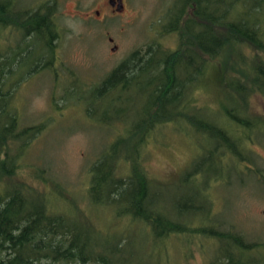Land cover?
Segmentation results:
<instances>
[{"label": "trees", "instance_id": "1", "mask_svg": "<svg viewBox=\"0 0 264 264\" xmlns=\"http://www.w3.org/2000/svg\"><path fill=\"white\" fill-rule=\"evenodd\" d=\"M10 2L21 8V12L16 11V19L9 24L2 18L11 10ZM25 8L16 0L0 3L1 41L6 40L3 31L14 24L12 27H16L21 40L23 33L32 40L33 52L46 50L49 53L50 60L44 63V68H50L53 60L58 62L54 51L58 38L54 7L42 1L36 7ZM165 29V32L179 34L178 48L167 50L156 46L145 53L143 60L137 58L138 63L128 67L134 53L97 85L94 100L99 103L105 99L119 103L134 89L148 101L139 109L131 107L136 119L127 125L126 118H122L121 125L127 126L125 133L114 135L89 166L88 204L114 207V217L147 227L146 240H151L155 249L159 244L167 245L172 238L200 236L217 244L209 264H264L263 246L251 242L244 234L224 231L215 223L209 227H193L187 222L193 219L177 218L167 208H156V200L165 190L169 191V184L161 189L154 187L144 166L145 151L153 134L161 126L168 127L178 120L187 121L216 144L204 150L203 157L182 177L183 183L196 181L203 172L202 167L206 170L209 162L223 160L227 154L242 165L250 160L242 150L252 140L251 128L263 125L259 122L254 125L253 119L247 117L245 105L251 93L264 94V0H176ZM253 51L256 57L248 55ZM5 56L0 54V100L5 101L0 103V119L5 118L0 120V264H88L91 261L149 264L143 258L136 257L135 262L129 257L116 258L129 243L125 236H122L121 249L118 248L121 237L111 244L110 240L116 235L108 231L103 244L95 242L93 234H100L99 228L73 201L66 200L60 192L58 195V187L44 179L42 172L37 173L39 169L31 178L42 182L50 192L45 189L38 192L18 180L22 172L18 158L38 127L18 129L13 107L7 108L10 89L4 90V73L10 72L14 61ZM216 59L220 60L225 73L219 86L234 103L232 108L221 107L222 117L230 121L226 126L219 125L221 128L211 121V116L198 120L197 112L202 107L197 106L195 99L202 83L211 85L210 62ZM22 66L18 62V69ZM86 112L89 117L96 116L93 110L86 109ZM107 112L104 111L105 116ZM111 119L104 117L100 122L107 124L104 121ZM18 144L21 148L16 153L11 152L10 145ZM218 178L220 176L211 180ZM56 197L74 210L68 213L59 209L52 199ZM210 220H214L211 214L205 218L206 222ZM146 248L150 249L149 254L155 250L147 246L142 250L146 252ZM258 251L263 252L260 257L255 254Z\"/></svg>", "mask_w": 264, "mask_h": 264}, {"label": "rangeland", "instance_id": "2", "mask_svg": "<svg viewBox=\"0 0 264 264\" xmlns=\"http://www.w3.org/2000/svg\"><path fill=\"white\" fill-rule=\"evenodd\" d=\"M16 1L25 9L36 7L42 1L54 7L58 25L54 51L59 62L53 60L50 68L32 70L33 65L49 61L50 55L46 50L33 52L35 46L29 40V47L19 43L20 47L30 48L28 53L21 52L22 56L26 55L24 58L18 56V62L23 66L18 69L16 62L10 72L4 73V90L10 89L7 108L13 107L18 129L38 127L18 158L22 166L18 180L30 189L44 190L42 182L31 178L39 169L37 173L42 172L44 179L58 187H55L58 195L62 193L66 200L73 201L99 228L101 233L93 234L95 242L101 244L107 231L116 235L110 240L111 244L121 237L119 249L123 247L122 236L129 239L126 250L117 253L116 258L129 257L134 262L143 258L149 264H209L216 241L187 235L172 238L167 245L159 244L155 249L152 241L146 240L147 227L118 219L113 216L114 207L93 206L86 199L89 166L114 135L125 133L127 126L121 125L122 118H126L127 125L136 119V112L131 107L139 109L148 101L144 94L139 95L134 89L124 101L110 103L105 99L99 103L94 100L97 85L134 53V60L128 67L135 66L137 58L143 60L145 53L156 46L167 50L179 47V34L165 32L176 0H121V11H117L116 0H112L114 6L110 0ZM14 9L15 13L21 10L18 6ZM8 11L1 18L10 24L16 15L10 9ZM12 33L10 29L3 31L6 40H0L2 55L12 51L15 42L17 46L20 41L18 33ZM248 55L256 57L257 53L253 51ZM224 74L220 60L211 61V85L202 83L195 93L197 106L202 107L197 112L198 120L211 116V121L220 128L219 125L230 123L222 117L221 107L232 108L234 104L219 86ZM4 102L0 100V103ZM86 109L93 110L92 114L97 118L87 116ZM128 110L132 111L126 114ZM104 111H108L106 116ZM245 112L249 117L264 121V94L251 93ZM104 117L112 118L111 123L108 120L104 121L107 124L101 123L100 119ZM245 134L254 136L242 150L249 161L242 165L227 154L223 160L209 162L206 170L202 167L203 172L196 181L183 183L182 177L193 169L198 158L203 157L204 150L216 144L187 121L178 120L168 127L161 126L153 134L145 151L144 166L154 187L161 189L169 184V191L164 189L165 193L156 200V208H167L177 218L193 219L187 221L193 227H209L215 223L224 231L234 230L262 245L264 251V135H259L256 130L250 134L245 131ZM10 148L16 153L21 144L10 145ZM218 154L221 157L220 150ZM218 176L221 180H211ZM45 191L50 192L49 189ZM52 199L59 209L68 213L74 210L60 197ZM210 214L215 221L206 222L205 218ZM145 246L155 250L149 254L150 249L142 250ZM255 254L260 257L263 252ZM109 257L114 259V256Z\"/></svg>", "mask_w": 264, "mask_h": 264}, {"label": "flooded vegetation", "instance_id": "3", "mask_svg": "<svg viewBox=\"0 0 264 264\" xmlns=\"http://www.w3.org/2000/svg\"><path fill=\"white\" fill-rule=\"evenodd\" d=\"M9 6L11 7V11H13L14 12V8H15V6L12 4V2H10V4H9ZM14 15H15V12L13 13ZM97 15H98V13H97ZM14 24H12V26H13ZM10 26V25H9ZM8 27V29L10 28V30L11 31H13V33L14 34H16V32H18V30L16 29V27ZM12 33V34H13ZM1 40V39H0ZM29 38H27L26 37V34L25 33H23V37H22V40L20 39V41L18 42V45L16 46V42H15V46H14V48H12L11 50L12 51H9V52H5L3 55H6L5 57L8 59V60H11V61H14V63H16V60H17V58H18V56H19V58L21 57V58H24L26 55H23L22 56V54L23 53H21V52H23L24 51V53L26 52V53H28V52H30V48H26V47H29V45H28V42H29ZM3 42V41H2ZM22 42V44L23 43H26V47L25 48H23V47H20L21 45H19V43H21ZM22 48H23V50H22ZM22 50V51H21ZM0 54H2V53H0ZM15 65V64H14ZM44 66H45V64L43 63V64H41V65H39L38 66V64H35V65H33V69L32 70H37V68L38 67H41L42 68V70L44 69ZM11 68H12V66L9 68V71H11ZM31 70V71H32ZM247 117H249L248 115H247ZM249 118H251V119H253V121H254V125H256V123L257 122H259L260 124H263L261 127H259V128H257V127H252L251 128V132L253 133L255 130H256V132L259 134V135H264V121H259V120H257V119H255V118H253V117H249ZM251 137L252 138H254V136L253 135H251Z\"/></svg>", "mask_w": 264, "mask_h": 264}, {"label": "water", "instance_id": "4", "mask_svg": "<svg viewBox=\"0 0 264 264\" xmlns=\"http://www.w3.org/2000/svg\"><path fill=\"white\" fill-rule=\"evenodd\" d=\"M116 2H117V11H121V10H122V3H121V0H116ZM110 4H111L112 6L115 5V3L112 2V0H110Z\"/></svg>", "mask_w": 264, "mask_h": 264}]
</instances>
